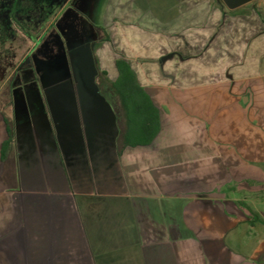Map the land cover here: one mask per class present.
Returning a JSON list of instances; mask_svg holds the SVG:
<instances>
[{"label": "crops", "instance_id": "1", "mask_svg": "<svg viewBox=\"0 0 264 264\" xmlns=\"http://www.w3.org/2000/svg\"><path fill=\"white\" fill-rule=\"evenodd\" d=\"M111 2L107 18L122 25L89 26L86 37L121 32L126 51L154 52L138 58L157 72L158 52L173 50L157 30L176 24L177 0ZM3 36L0 264H116L119 254L124 264H264V46L228 75L191 60L170 86L126 56L101 85L98 38L73 44L90 62L76 56L71 76L66 46L30 65L36 43H25L17 64L3 57L17 40ZM119 60L158 110L149 143L124 142L110 91Z\"/></svg>", "mask_w": 264, "mask_h": 264}, {"label": "rangeland", "instance_id": "2", "mask_svg": "<svg viewBox=\"0 0 264 264\" xmlns=\"http://www.w3.org/2000/svg\"><path fill=\"white\" fill-rule=\"evenodd\" d=\"M9 1H13V4ZM111 1L4 0L0 4L2 34L5 38L17 40L11 46L12 50L4 47V59L14 58V63L19 64L25 54V43H36L28 62L31 65L38 58H50L53 55V48L60 44L66 46L67 73L72 76L76 72L73 62L76 56L81 58L77 60L78 63L90 62L86 56L89 52L80 53L70 50L73 44L81 41L87 43L90 48L92 39L95 41L98 38L102 43L96 51V59L99 70L104 71L102 79L112 80L110 67H114L118 58L133 56L137 63L144 64L147 61V64H150V67L147 66L145 69L150 74L151 80L158 83L161 70L164 80L159 83L170 86L174 85L171 79L176 74H185L186 70L193 68L188 67V62L191 60L205 59L206 66L200 67L201 69L216 75L220 71L227 72L226 75H228L235 68H241L246 63L253 62L255 58L253 50L264 46V0H256L237 10H230L223 3H221L223 6L218 4L219 0H177L176 24L157 30L163 31L164 42L172 46L173 50L158 52L166 57L164 56L165 59L156 72L155 67L152 66L154 60L138 58V56H145L143 55L145 52L148 57H152L149 55L152 52L126 51L122 47L124 36L121 32L112 35L111 42H107V36L101 32L98 36L94 35L92 39L90 36L86 37L85 33L89 26H102L108 21H113L115 26L122 25L121 18L114 20L107 18L112 5ZM121 12L120 8L115 15L121 16ZM109 15L112 14L109 13ZM101 29L99 27L100 31ZM158 36L151 35L148 39L155 40ZM172 54L178 55V60H172L174 59ZM10 69L12 68L9 66H3L4 73ZM37 71L40 73L39 67L36 68ZM21 72L20 70L19 73ZM104 79L101 85H105ZM115 256L118 261L116 264L125 263L123 254Z\"/></svg>", "mask_w": 264, "mask_h": 264}, {"label": "trees", "instance_id": "3", "mask_svg": "<svg viewBox=\"0 0 264 264\" xmlns=\"http://www.w3.org/2000/svg\"><path fill=\"white\" fill-rule=\"evenodd\" d=\"M117 67L119 77L111 84L110 91L120 105L118 117L121 124L124 123V142L131 145L149 143L158 130V110L138 82L131 66L119 60Z\"/></svg>", "mask_w": 264, "mask_h": 264}, {"label": "water", "instance_id": "4", "mask_svg": "<svg viewBox=\"0 0 264 264\" xmlns=\"http://www.w3.org/2000/svg\"><path fill=\"white\" fill-rule=\"evenodd\" d=\"M230 10H237L255 0H222Z\"/></svg>", "mask_w": 264, "mask_h": 264}, {"label": "flooded vegetation", "instance_id": "5", "mask_svg": "<svg viewBox=\"0 0 264 264\" xmlns=\"http://www.w3.org/2000/svg\"><path fill=\"white\" fill-rule=\"evenodd\" d=\"M4 2V0H0V4H2ZM9 2H11L12 4H13V1H9ZM2 28L0 27V30H1ZM59 45V44H58ZM39 59V58H38ZM38 59L36 60V61H38ZM45 59V58H44ZM40 61H43V59H39Z\"/></svg>", "mask_w": 264, "mask_h": 264}]
</instances>
